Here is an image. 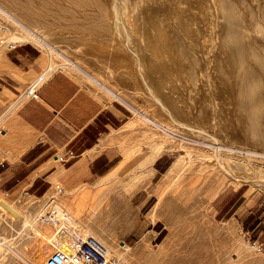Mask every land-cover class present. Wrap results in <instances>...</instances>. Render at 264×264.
I'll return each instance as SVG.
<instances>
[{"label": "rangeland", "instance_id": "rangeland-1", "mask_svg": "<svg viewBox=\"0 0 264 264\" xmlns=\"http://www.w3.org/2000/svg\"><path fill=\"white\" fill-rule=\"evenodd\" d=\"M36 13L42 25L19 22L39 33L48 48L16 42L37 47L46 65L70 62L72 67L58 69L121 112L115 129L94 141L96 150L75 148L59 163L70 168L103 154L99 167L81 168L86 173L78 188L92 190L106 208L114 206L120 191L130 209L127 218L137 220L123 221L115 244L107 245L98 234L100 243L125 257V264H172L180 256L212 264H264V0H43ZM0 26L10 38L18 34L1 11ZM0 51L1 62L7 52L2 44ZM0 105V202L16 210L11 215L0 207V255H5L0 264H39L40 256L44 264L53 229L42 217L55 201L72 200L66 195L72 190L55 178L46 196L28 190L17 199L2 185L9 165L25 161L16 147L30 138L4 137L11 108ZM178 121L185 128L176 126ZM214 149L234 170L210 186L201 169ZM180 167L186 168L179 173ZM29 170L9 182L25 181ZM104 179L110 184L95 188ZM156 189L166 191L160 206ZM156 206L164 216L152 220ZM26 216L36 220L39 233L24 229ZM140 245L154 260L136 253Z\"/></svg>", "mask_w": 264, "mask_h": 264}, {"label": "crops", "instance_id": "crops-1", "mask_svg": "<svg viewBox=\"0 0 264 264\" xmlns=\"http://www.w3.org/2000/svg\"><path fill=\"white\" fill-rule=\"evenodd\" d=\"M46 62L37 47L26 43L7 51L0 62V103L11 108L4 137L25 136L34 141L20 156L26 157L25 161L9 165L5 171L7 179L1 182L17 199L28 190L45 191L46 196L53 189L55 178L64 180L67 190L78 188L80 174L86 173L81 168L99 167L103 154L92 161L80 159L70 168H62L59 163L75 148L92 153L97 149L94 141L105 131L114 130L116 119L121 120V112L114 102L94 94L61 69L40 87L37 100L26 97L29 86L47 67ZM62 152L64 156H59ZM0 168H4V161H0ZM24 169H31L25 181L9 182Z\"/></svg>", "mask_w": 264, "mask_h": 264}, {"label": "bare ground", "instance_id": "bare-ground-1", "mask_svg": "<svg viewBox=\"0 0 264 264\" xmlns=\"http://www.w3.org/2000/svg\"><path fill=\"white\" fill-rule=\"evenodd\" d=\"M42 4H43V0H0V11L13 24L16 25L15 27L18 28V34L17 35L14 34L15 36L11 38L13 41H19V42L33 41L36 44H38L39 46H41V47L48 48L44 38L39 36V33H37L35 30H30L29 27L27 29V26L25 27V24L23 25V23L21 24L19 22V19H24L28 23H33L34 21H36L38 23L37 25H39V26L42 25L44 23V19H42V17L36 13L37 10H39L41 8ZM113 5H114L115 13H119L120 10H121V7H122L121 3H119V1H117V2H114ZM25 12H27V13H25ZM125 33H127V32H125ZM66 67H72V64L70 62H68V61L61 62L59 64H57V63L54 64V63H52L50 61L46 68H48V69L50 68L52 71H55L58 68L64 69ZM159 78H160V76H159ZM173 95H175V94H173ZM115 97H116V95H115ZM157 101L161 102L162 106L164 105L162 103V101H160L158 99H157ZM176 126L185 128L184 125L181 124L179 121L176 122ZM185 126H186L187 129H189V130H191L193 132L199 131V130H197L194 127L188 126L187 124H185ZM210 136H211L210 139L213 140V142L217 145L216 142H218V139L213 137V135H210ZM208 137H209V134H208ZM33 142L34 141L31 140V138H30L28 140H25L23 143H20L16 147L17 149L14 146V149H16V151H17L16 155L23 154L25 151H27L29 149V147L32 145ZM17 143H18V141H17ZM218 144H219V142H218ZM177 147L185 148V146H183V145L182 146H177ZM187 152H188L187 156H189V151H187ZM221 153H222L221 150L214 149L212 154H211V157H209L207 159H203V160H207V162L206 161H204L206 163L203 162L205 165H202V167H205V168H202L201 171L207 174V180H209L210 186H214V184L217 181H220L222 179L224 180V178H226L227 176L231 175L233 170H234L233 167L228 166V164H229V162H227L228 160L226 158H224ZM184 158L185 157L181 158L180 163L182 161L186 160ZM188 158H190V156ZM200 158H202V157H200ZM187 161H188V159H187ZM185 168L186 167H180L179 173L184 171ZM145 171H147V170L145 169ZM147 175H148V173H147ZM115 177L118 178L116 175H115ZM145 181L147 183H150L151 180L147 176V180H145ZM118 182L114 184V187H116V188L119 187V185H118L119 183ZM108 184H110V182L107 179H104V180L100 181L99 183H97L95 185V188L101 189V188L106 187L105 185H108ZM82 190H83L82 188H80V189L78 188V190L77 189L74 190V191L72 190V192L71 191H67L66 195H69V194L73 195V199L72 200L67 198V202L66 201H60V202H56L55 201V203H54L55 209L60 214V218H62V217L66 218V216H67L68 220L71 222L73 227L77 228V231H79L82 235H84L86 237L89 236V237L96 238V236L98 234H101V235H103V240H104L103 242L107 241L106 242L107 245H108V242L111 245V244H115L120 232L121 231L123 232L124 227L122 226V223H123L124 220H129V221H131V223H135V224L137 223L136 222L137 220L135 218L132 217L133 218L132 219L131 216L127 218V216H129L130 213L128 211H126V210H128L129 208L128 209L124 208V206L127 203H125V205H124V202H123L124 200L121 199V196L123 194L121 195L120 191L115 195V204H114V206L112 208H108V207L106 208V207H103V203L97 202L95 199H93V197L91 195V191L92 190H90V191L89 190L86 191V189H84L83 191ZM154 193H156L158 195V197H159L158 198L159 199L158 200L159 201L158 204L160 206V204H162L165 201L166 191L164 189H162V190L156 189L154 191ZM3 202H5V201H3ZM52 203H53V201H52ZM0 207L2 209H4V211L8 212V214H11V215L14 214L15 211H16V210H14V208L12 206H10V205H8L6 203H1ZM128 207H130V206H128ZM11 212H13V213H11ZM39 213H41V212H39ZM14 215H16V214H14ZM152 215H153L152 216V220H155L159 216L163 217L164 216V211H158V207L156 206L155 207V211L153 212ZM40 217H42V216H40ZM36 224H37L36 220H32V218H29V217L27 218V216H26V219L24 221V229L30 228L34 232L39 233L38 230H37ZM97 230H100L102 233L101 232H97ZM96 239L99 241L98 238H96ZM3 242L0 241V243H3ZM101 244H103V243H101ZM120 247H121V245H120ZM139 247L140 248H139V250L136 253L142 259L144 258V259H147V260H152L153 258H155V257H153L152 254L146 252V248L143 245H140ZM1 248L2 247H0V251H1ZM12 248L13 247H11L10 249H12ZM125 249H127V248L125 247ZM2 250H4V249H2ZM1 255L5 256L3 253ZM120 255L121 254L118 255L119 258H120ZM135 256H136V254H135ZM121 257H122V255H121ZM37 260H38V263L40 264L42 262L41 256ZM172 260H173L172 264H212L213 263L211 261H206L205 262L204 260H192L190 256L173 257ZM129 261H130V259H129Z\"/></svg>", "mask_w": 264, "mask_h": 264}, {"label": "built area", "instance_id": "built-area-1", "mask_svg": "<svg viewBox=\"0 0 264 264\" xmlns=\"http://www.w3.org/2000/svg\"><path fill=\"white\" fill-rule=\"evenodd\" d=\"M8 32L7 27L0 26V45H4L6 51L16 50L19 43L11 40ZM1 53L0 51V57ZM55 71L45 68L29 86L26 97L37 100L40 87ZM59 191L63 190L59 188ZM43 222L53 229L49 240L52 252L44 264H124L106 245L77 231L67 216L60 218L55 208L48 210L43 217Z\"/></svg>", "mask_w": 264, "mask_h": 264}]
</instances>
